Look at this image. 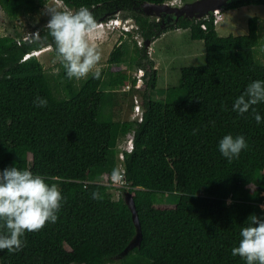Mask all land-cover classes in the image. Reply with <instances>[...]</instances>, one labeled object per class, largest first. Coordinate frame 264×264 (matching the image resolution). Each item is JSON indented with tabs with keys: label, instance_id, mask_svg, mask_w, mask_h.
I'll use <instances>...</instances> for the list:
<instances>
[{
	"label": "trees",
	"instance_id": "1",
	"mask_svg": "<svg viewBox=\"0 0 264 264\" xmlns=\"http://www.w3.org/2000/svg\"><path fill=\"white\" fill-rule=\"evenodd\" d=\"M59 1L67 11L86 7L96 22L132 18L145 40L189 28L191 38L204 44L205 62L181 67L179 83L165 90V100L153 99L157 69L139 48L137 64L144 74L135 89L141 91L142 118L119 121L105 118L103 109L107 90L137 82L120 66L122 45L110 51L106 89L102 69L99 79L90 73L75 85L62 68L67 94L59 96L35 55L45 46L54 49L48 30H39L47 37L42 42L30 34L23 40L1 35L0 171L31 170L56 184L63 199L57 221L26 232L22 250H0V264H246L231 249L249 216L264 217V122L257 124L251 109L241 116L232 107L251 82L264 81V62L255 50L258 17H249L246 33L220 35L213 11L166 25L142 13L144 2L166 0ZM45 2L0 0V5L15 17ZM248 4L264 0H228L220 10ZM37 96L47 100L46 107L35 106ZM253 107L264 120V102ZM128 131L134 132V146L124 151L122 166L129 186L118 188L122 192L114 198L108 182L118 170L115 148ZM228 134L244 136L248 145L231 163L218 150ZM125 191L133 196L141 241L122 254L136 233ZM93 192L101 198L93 199ZM167 192L176 195L174 201L157 200Z\"/></svg>",
	"mask_w": 264,
	"mask_h": 264
},
{
	"label": "clouds",
	"instance_id": "2",
	"mask_svg": "<svg viewBox=\"0 0 264 264\" xmlns=\"http://www.w3.org/2000/svg\"><path fill=\"white\" fill-rule=\"evenodd\" d=\"M44 12L49 17L44 28L52 38L56 61L64 69L66 78L86 79L91 73L93 79H99L101 53L90 39L98 27L92 13L86 7L61 11L47 3ZM30 35L37 42L47 39L42 38L39 31ZM261 102H264V81L256 80L235 99L232 111L242 116L251 109L253 118L260 124L264 120L253 106ZM34 104L43 108L47 106V100L37 96ZM247 147L242 135L234 138L228 134L218 143L219 152L229 163ZM111 180L117 184L123 182L119 170H113ZM92 198L101 197L98 192H93ZM62 199L56 184L49 185L45 177L33 174L31 170L9 167L0 171V228L4 229L0 232V250L18 252L24 247L21 237L26 232H38L48 223H55ZM260 207L264 210V205ZM248 219L249 226L241 228L238 246L231 249V255L239 256L246 264H264V217L251 215Z\"/></svg>",
	"mask_w": 264,
	"mask_h": 264
},
{
	"label": "rangeland",
	"instance_id": "3",
	"mask_svg": "<svg viewBox=\"0 0 264 264\" xmlns=\"http://www.w3.org/2000/svg\"><path fill=\"white\" fill-rule=\"evenodd\" d=\"M49 6L55 7L61 11H67L65 6L59 0H46ZM45 3L37 11H21L15 17H10L7 12L0 5V36L11 35L16 39L34 33L44 28L49 17L45 14ZM223 16L216 24V30L220 35L228 34H242L246 33L248 29V19L251 16L258 17V33L259 43L256 46V57L260 62H264V5L262 4H248L237 8L223 9ZM125 16L130 14L126 13ZM148 18L155 20L156 17ZM115 19V18H111ZM119 19V18H116ZM105 19L104 21H108ZM126 20L121 19V21ZM161 20V18H160ZM103 21V20H101ZM122 22L123 24H125ZM173 18L165 15L164 25L172 23ZM99 23V22H98ZM97 23V24H98ZM104 34L101 38L100 34ZM90 39L98 46L101 53V60L98 67L104 71V79L102 88H107V81L109 77L108 57L112 48L116 45H122L124 54L120 66L125 69L128 74L137 79L139 70L142 71L143 67H139L137 61L139 60L138 49L143 48L140 41L142 37L137 33L135 26L129 28V32L123 31L120 28L110 30L109 28L97 27L95 33ZM35 52L38 59L41 61L45 71L50 76L51 83L54 91L59 96L67 94L64 79L60 75L62 66L56 61V53L51 46L42 48ZM150 58H153L156 63L157 69V84L156 88L152 91L151 97L153 99L165 100V90L168 87L176 86L179 83L180 68L183 66L199 65L205 62V48L201 40L192 39L189 28H179L168 30L166 33L153 41L150 53H147ZM155 65V64H154ZM143 68V69H142ZM57 69L59 73L57 74ZM83 79H73L75 85H79ZM137 84V83H136ZM135 83L130 82L127 86L121 88L107 90V102L104 106L103 112L105 118H112L114 120H128L139 117L134 111L135 100L141 101L135 89ZM180 92L174 93L173 98H176ZM123 135L119 137L116 144V166L119 169L121 158L119 152L122 151ZM114 198H118L122 190L111 189ZM264 194V193H263ZM176 195L174 193H163L157 195L158 201L171 202L174 201ZM121 260L109 262L108 264H120Z\"/></svg>",
	"mask_w": 264,
	"mask_h": 264
},
{
	"label": "water",
	"instance_id": "4",
	"mask_svg": "<svg viewBox=\"0 0 264 264\" xmlns=\"http://www.w3.org/2000/svg\"><path fill=\"white\" fill-rule=\"evenodd\" d=\"M227 1L228 0H166L162 3L146 1L142 5V13L146 16L156 17L157 20H160L161 18V23L164 22L165 15L172 17L173 21H177L180 16L197 19L205 16L211 11L214 12L216 10H219L227 3ZM98 22H101V20L97 21V23ZM125 24L126 27L130 28L133 26L134 21L132 18H128ZM140 44L145 48L146 53H150L152 40H145L142 38ZM46 47L48 46H45L43 48ZM140 85H142V81H139V86ZM124 200L131 210L136 233L123 249L122 254L127 253L128 250L133 246L139 245L141 241L140 222L138 220V215L131 192H124Z\"/></svg>",
	"mask_w": 264,
	"mask_h": 264
},
{
	"label": "built area",
	"instance_id": "5",
	"mask_svg": "<svg viewBox=\"0 0 264 264\" xmlns=\"http://www.w3.org/2000/svg\"><path fill=\"white\" fill-rule=\"evenodd\" d=\"M214 14V17H215V23L217 24V22L222 18V14L223 12L219 9V10H216L213 12ZM122 22H124L123 20L121 21V19H109L108 21H101L99 22L97 25L98 27H101V28H109L110 30H115V29H121L123 31H126V30H129L128 27H126V24H123ZM125 23V22H124ZM202 27L204 28L205 25L202 24ZM27 36L23 37L22 39H18V40H23L25 38H27ZM142 71L139 70L138 72V75H137V84L135 85L136 88L139 87V81H143L142 79V75H141ZM128 85V84H127ZM125 85V86H127ZM129 86V85H128ZM135 107H134V111L139 115V117H137L136 119H141L142 118V108L139 104V101L135 100ZM133 141H134V132L133 131H128L126 134L123 135V140H122V151L119 152V156L121 158V164H122V160L124 158V151H131L133 149ZM118 142V141H117ZM119 172L121 173V175L123 176V166H120L119 167ZM108 185L111 187V189H118V188H121V187H128L129 186V183L125 180L124 176H123V182L122 183H114L112 182L111 180V177H110V181L108 182Z\"/></svg>",
	"mask_w": 264,
	"mask_h": 264
},
{
	"label": "crops",
	"instance_id": "6",
	"mask_svg": "<svg viewBox=\"0 0 264 264\" xmlns=\"http://www.w3.org/2000/svg\"><path fill=\"white\" fill-rule=\"evenodd\" d=\"M176 29H179V28H176ZM174 30V29H173ZM166 33V32H165ZM163 35V34H162ZM100 36H101V38L104 36V34L102 33V34H100ZM156 40V39H155ZM152 44H153V41H152ZM151 49H152V45H151ZM155 66H156V63H155ZM157 80H158V78H157ZM157 84V83H156ZM157 99V98H156Z\"/></svg>",
	"mask_w": 264,
	"mask_h": 264
},
{
	"label": "flooded vegetation",
	"instance_id": "7",
	"mask_svg": "<svg viewBox=\"0 0 264 264\" xmlns=\"http://www.w3.org/2000/svg\"><path fill=\"white\" fill-rule=\"evenodd\" d=\"M165 19V18H164ZM153 21H156V22H160V20H157V19H155V20H153ZM162 24V23H161ZM143 74H144V70H143Z\"/></svg>",
	"mask_w": 264,
	"mask_h": 264
},
{
	"label": "bare ground",
	"instance_id": "8",
	"mask_svg": "<svg viewBox=\"0 0 264 264\" xmlns=\"http://www.w3.org/2000/svg\"><path fill=\"white\" fill-rule=\"evenodd\" d=\"M219 23V21L217 22V24ZM36 52H39V51H36Z\"/></svg>",
	"mask_w": 264,
	"mask_h": 264
}]
</instances>
